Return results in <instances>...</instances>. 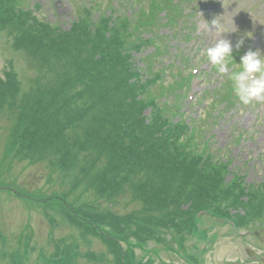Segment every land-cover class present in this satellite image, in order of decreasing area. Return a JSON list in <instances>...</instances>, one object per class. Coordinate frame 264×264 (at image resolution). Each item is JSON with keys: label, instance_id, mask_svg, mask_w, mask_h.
<instances>
[{"label": "rangeland", "instance_id": "1", "mask_svg": "<svg viewBox=\"0 0 264 264\" xmlns=\"http://www.w3.org/2000/svg\"><path fill=\"white\" fill-rule=\"evenodd\" d=\"M93 1H100L105 4L107 2V0H31L30 2L31 4L38 3L41 6V10L38 12L40 18L52 24H58L63 30H66L74 18L86 14L84 8H88ZM116 1L122 0H114V4ZM92 19L96 21L98 19L97 14H92ZM213 19L219 22L221 31L209 28V24ZM190 21L192 22L191 28L194 30L191 41H185L183 32L178 30L181 24L173 32L169 29L158 31V36H165L164 40L168 47V54L164 57L158 55L154 58L153 64L154 69H158L159 67H166L165 64L168 62L175 61L173 63L176 66L175 71L167 72L164 78L166 83H169L172 75L180 70H182V77L185 78L189 73V69L195 66L200 71L201 76H204L203 83L196 90V97L200 96L204 90L221 87L226 77L227 73L220 74L215 71L202 56V50L212 46L218 39H228L235 45L236 40L245 34L250 37H245L244 44H248L251 50H259L264 54V0H200ZM199 26L201 27L199 28ZM146 49L143 50L144 55L154 50L152 46ZM176 57L178 60L182 57H188L191 61L190 67H182L176 61ZM8 60L14 64L15 72L23 87L22 91L16 93V97L12 94V98L9 97V103L0 110V155L5 141L8 139V132L17 123L16 113L20 104V97L26 91L27 85L41 76L42 86L45 87L44 91L46 94L53 96L62 88L63 79L72 73L71 69L64 63L63 57L54 59L56 65L50 71H43V67L39 71V61L36 68H34L27 48L15 49L8 37L3 35L0 36V74L5 62ZM187 65L185 64V66ZM45 83L47 86H45ZM156 91L158 90L156 89ZM212 100H214L213 97L201 103L183 107L185 117L198 118L204 122V127L210 133L214 149L218 150V154L220 152L219 157L222 159L228 158L231 161L230 169L237 171L241 176H245L246 183H256L259 186L263 182L264 185V100L256 104L239 107L236 105V109L231 108L227 111L223 110L224 105L219 103H217L215 109L209 108ZM29 108V105L24 106L26 110ZM83 125L87 128L90 127L88 123ZM241 133L243 139L237 144L236 141ZM17 145H19L18 138L10 140L11 148ZM18 149V154L23 155L25 148L19 146ZM22 169H25L23 175ZM30 169L17 164L11 176L6 177L4 181L0 180V184H10L13 183V179H16L17 182H14V185H23V188H11L18 191L20 195L29 197L30 195L26 193L24 188L30 190L40 188L46 170L51 168L44 161H40ZM51 170L55 176H58L56 170ZM52 180L54 181L51 189L55 191L59 185L56 178ZM62 189L64 190V188ZM116 201L117 205L113 207V210L119 214L134 211L138 208L137 204L134 205L133 202L135 201L130 198L129 194L121 198L117 197ZM73 205L76 210L79 209L78 205ZM31 206L32 204L22 197H13L8 192H0V264H44L42 255H45L46 247L49 250L48 252L52 250V257L57 260L64 257L60 250L63 248L73 254H78V252L85 249L95 252L105 250L104 244L100 240H93L90 244L87 242L85 244L81 243L80 234L73 228L69 231L65 225L63 227L59 226L54 232H50L49 230L53 226H48L42 212H37L35 209L30 211ZM236 211L244 215V204L239 203ZM236 221L241 226L248 224L243 216H238ZM262 231L264 234V223L262 224ZM227 232V229H224L223 232L219 233L220 240L213 248L211 257L213 264H220V260L232 259L233 257H240L245 260L244 249L246 247L256 248L257 243L253 239L245 240L247 243H244L233 236L232 238H223L228 234ZM217 236L218 233L213 240H216ZM47 239L53 243V248L51 244H49L50 246L46 245ZM261 244V252L254 249L259 256L255 260H248V264L254 262L264 264V239H262ZM55 247L56 252L53 250ZM187 251L186 245L182 250H178L177 245L173 247L175 256L190 261L193 258L185 257ZM175 256L168 255L163 251L160 252V257L165 262L172 261L173 264H183L178 262ZM79 262L80 264H86L81 260ZM155 264L160 263L155 262Z\"/></svg>", "mask_w": 264, "mask_h": 264}, {"label": "trees", "instance_id": "2", "mask_svg": "<svg viewBox=\"0 0 264 264\" xmlns=\"http://www.w3.org/2000/svg\"><path fill=\"white\" fill-rule=\"evenodd\" d=\"M16 5L17 2L15 0H0V14L3 15V23H12L13 20H16L20 25V35L23 37L26 43H28L33 52H40L50 56L51 52L55 48L57 50H63L66 46H69L67 41H55L57 37L53 38V36L54 34H57V32L54 30L53 26H50L45 23L40 24L37 21H34L30 17V15H28V13L16 12ZM29 21L31 22V24L28 23ZM35 23L38 24L40 28L36 27ZM6 27H11V25H6ZM63 55L64 53H62V57ZM63 59L69 60L68 58ZM39 88L36 87L35 91L39 90ZM16 91L17 90L13 86L0 82V106L2 105V103H9V97L12 98L11 95H15ZM18 92H20V90ZM102 99L104 100V103H108L107 105H109L111 109L112 107L116 106L121 107L123 105L122 101L124 100V98H121L120 96H118L117 98H113V95L109 93H107V96L104 97L99 96V101H101ZM98 104L100 108L105 105L100 102H98ZM68 106L69 109H71L70 105ZM112 110L114 111V109ZM27 112L30 115L28 109ZM60 112L62 113V107L60 108ZM89 113L92 114L95 118V109H89ZM29 115L24 113L22 115L21 120L27 121L29 119ZM96 126H98V124ZM47 141L48 143L44 148L51 151L52 155L55 154L56 150L66 148L65 143L55 138V136L53 135L48 136ZM68 145L70 146V144ZM101 159L102 158L99 157L96 160L95 164H98ZM65 164L68 168L76 166V158L74 156L70 157L68 160H66ZM149 168L150 164L142 162L138 157L131 156L128 160H124V162L122 163V165H120L117 171L112 174V181H108V183L112 192H114L116 196L122 193H128L130 194V198L138 204V211L134 210L137 211V213H133L134 218H137L139 222H141L146 227H157V229L160 230L162 229L164 224H167L169 221L175 219L177 217V214L182 213V211L179 210V205L182 203V197L178 189L171 188L167 190L165 185L160 186V184L164 182V179H160L158 173L148 172ZM85 169L87 171L88 168L86 167ZM93 169L94 166L90 169V171L88 170V172H91ZM137 170L140 173L136 175L135 172ZM108 173L109 171L107 172V174ZM102 174H105V170H103ZM141 174L143 175L142 179L137 177ZM150 176L153 177L155 180H151ZM134 178H137V180L134 181ZM170 185L172 186L173 182H171ZM125 187L130 188L124 189ZM111 194L112 193L109 192V197L111 196ZM52 200H55V198L49 199L47 201L51 202ZM36 202L37 204H42L44 207H46V203L44 200H37ZM112 203H115L114 199H112ZM71 205V209L73 210V217L70 219L69 215V219L72 224H74L75 220H79V218L82 216L80 212H82V214H92V211L89 210H77L76 212L74 209V205ZM196 205L197 206L195 207H198L200 203H197ZM190 207L192 209H190L188 213H184L178 218V220L165 225V229L170 230L174 233L173 238H171L172 240L176 241L175 239H178L182 231L191 225V211L195 208L192 204L190 205ZM146 223L148 224V226ZM149 231L152 233L155 232L151 230ZM110 249L114 251L113 248L110 247ZM114 264H119L118 257L116 255H114Z\"/></svg>", "mask_w": 264, "mask_h": 264}, {"label": "clouds", "instance_id": "3", "mask_svg": "<svg viewBox=\"0 0 264 264\" xmlns=\"http://www.w3.org/2000/svg\"><path fill=\"white\" fill-rule=\"evenodd\" d=\"M209 28L221 31L216 19L211 21ZM245 37L250 36L244 34L236 40L235 45L228 39L220 38L212 46L202 50L204 60L214 70L220 74L227 73L230 91L241 105H248L253 100H264V54L249 48L240 55L238 63L233 59V50L239 53L244 46Z\"/></svg>", "mask_w": 264, "mask_h": 264}]
</instances>
